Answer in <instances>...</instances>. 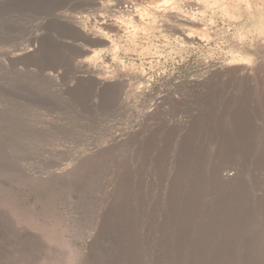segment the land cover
Masks as SVG:
<instances>
[{
    "label": "rangeland",
    "instance_id": "obj_1",
    "mask_svg": "<svg viewBox=\"0 0 264 264\" xmlns=\"http://www.w3.org/2000/svg\"><path fill=\"white\" fill-rule=\"evenodd\" d=\"M212 1L0 0V264H264V0Z\"/></svg>",
    "mask_w": 264,
    "mask_h": 264
},
{
    "label": "bare ground",
    "instance_id": "obj_2",
    "mask_svg": "<svg viewBox=\"0 0 264 264\" xmlns=\"http://www.w3.org/2000/svg\"><path fill=\"white\" fill-rule=\"evenodd\" d=\"M236 1H237L238 3L240 2V0H236ZM236 1H235V3H236ZM241 1H242V0H241ZM213 2H215V4H216V3H217V4L219 3L218 0H213L212 3H213ZM232 2H233V1H232ZM247 2H249V1H247ZM152 3H153V2H152ZM154 3H155V2H154ZM212 3H210V4H212ZM223 3H224V2H223ZM223 3H222V4H223ZM238 3H236V4H238ZM228 4H229V3H228ZM236 4H235V5H236ZM247 4L249 5V3H247ZM157 5H158V4H157ZM225 5H226V4H225ZM225 5L223 4V5H222V8H223L224 10L227 9V11H228V7L225 6ZM181 7H182V6H181ZM232 133H233V132H232ZM232 137H234V136L232 135L230 138H232ZM228 139H229V138H228Z\"/></svg>",
    "mask_w": 264,
    "mask_h": 264
}]
</instances>
